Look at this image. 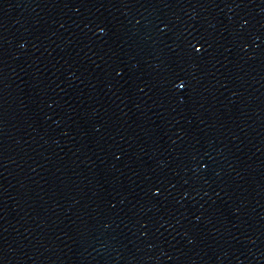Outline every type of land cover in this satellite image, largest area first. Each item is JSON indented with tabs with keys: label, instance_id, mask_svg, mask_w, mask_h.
<instances>
[{
	"label": "water",
	"instance_id": "95a60500",
	"mask_svg": "<svg viewBox=\"0 0 264 264\" xmlns=\"http://www.w3.org/2000/svg\"><path fill=\"white\" fill-rule=\"evenodd\" d=\"M0 264H264V0H0Z\"/></svg>",
	"mask_w": 264,
	"mask_h": 264
}]
</instances>
